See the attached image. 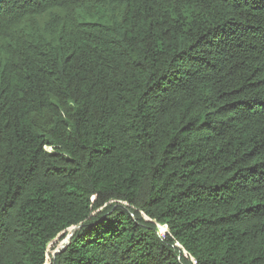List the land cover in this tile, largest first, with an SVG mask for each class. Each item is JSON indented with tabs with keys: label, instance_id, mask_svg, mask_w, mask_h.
Here are the masks:
<instances>
[{
	"label": "trees",
	"instance_id": "obj_1",
	"mask_svg": "<svg viewBox=\"0 0 264 264\" xmlns=\"http://www.w3.org/2000/svg\"><path fill=\"white\" fill-rule=\"evenodd\" d=\"M0 264H264V0H0Z\"/></svg>",
	"mask_w": 264,
	"mask_h": 264
}]
</instances>
